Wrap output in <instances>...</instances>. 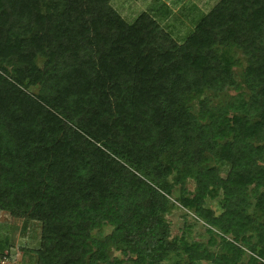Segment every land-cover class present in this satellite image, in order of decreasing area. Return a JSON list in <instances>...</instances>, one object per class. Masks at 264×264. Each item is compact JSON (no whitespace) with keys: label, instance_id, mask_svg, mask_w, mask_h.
Returning a JSON list of instances; mask_svg holds the SVG:
<instances>
[{"label":"trees","instance_id":"16d2710c","mask_svg":"<svg viewBox=\"0 0 264 264\" xmlns=\"http://www.w3.org/2000/svg\"><path fill=\"white\" fill-rule=\"evenodd\" d=\"M263 161L264 0H216L182 42L110 0H0V211L39 222L34 264H264ZM186 178L217 251L169 237Z\"/></svg>","mask_w":264,"mask_h":264},{"label":"rangeland","instance_id":"374dc122","mask_svg":"<svg viewBox=\"0 0 264 264\" xmlns=\"http://www.w3.org/2000/svg\"><path fill=\"white\" fill-rule=\"evenodd\" d=\"M215 2L216 0H110L112 7L126 21H131L142 10L149 12L176 42H182L199 18ZM37 64H40V59ZM29 90L35 92L34 87ZM225 173L226 166H220L219 174L223 176ZM193 192V178H186L182 183L172 186L167 196L168 209L164 214V220L169 227V237H182L187 243L199 242L207 249L217 251L219 237L206 230L211 228L218 233L217 229L207 225L192 209L179 203V198L190 197ZM219 198L220 192L214 198H205L203 206L217 215L220 212ZM110 229V226H103V234H107ZM222 236L230 239L229 235ZM210 239H214V242L211 243ZM1 242L4 247L0 246V264H34V249L39 242V222L8 216L0 211V245ZM108 252L110 257L122 259L121 264H132L119 250L111 247ZM247 254L245 251V255ZM175 259L174 255H170L168 261L173 262ZM184 262L186 259L183 256L180 263ZM200 264L210 263L200 261Z\"/></svg>","mask_w":264,"mask_h":264}]
</instances>
